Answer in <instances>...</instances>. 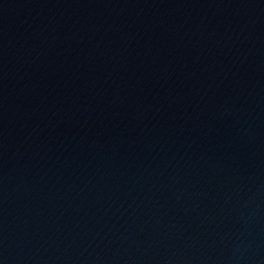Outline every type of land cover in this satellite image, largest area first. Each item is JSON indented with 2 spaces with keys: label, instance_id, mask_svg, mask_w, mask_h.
Returning a JSON list of instances; mask_svg holds the SVG:
<instances>
[{
  "label": "water",
  "instance_id": "water-1",
  "mask_svg": "<svg viewBox=\"0 0 264 264\" xmlns=\"http://www.w3.org/2000/svg\"><path fill=\"white\" fill-rule=\"evenodd\" d=\"M0 264H264V0H0Z\"/></svg>",
  "mask_w": 264,
  "mask_h": 264
}]
</instances>
